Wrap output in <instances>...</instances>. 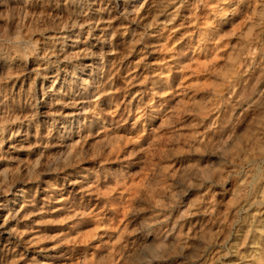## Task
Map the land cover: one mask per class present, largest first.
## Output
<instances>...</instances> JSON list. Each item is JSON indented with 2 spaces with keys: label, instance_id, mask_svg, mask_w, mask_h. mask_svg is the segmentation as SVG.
<instances>
[{
  "label": "rangeland",
  "instance_id": "rangeland-1",
  "mask_svg": "<svg viewBox=\"0 0 264 264\" xmlns=\"http://www.w3.org/2000/svg\"><path fill=\"white\" fill-rule=\"evenodd\" d=\"M0 9V264H264V0Z\"/></svg>",
  "mask_w": 264,
  "mask_h": 264
},
{
  "label": "bare ground",
  "instance_id": "bare-ground-1",
  "mask_svg": "<svg viewBox=\"0 0 264 264\" xmlns=\"http://www.w3.org/2000/svg\"><path fill=\"white\" fill-rule=\"evenodd\" d=\"M37 1V0H36ZM44 1V0H43ZM2 2V1H1ZM4 3V2H3ZM107 3V2H106ZM21 5V4H20ZM10 6V5H9ZM18 6V5H17ZM29 6V5H28ZM97 6V5H96ZM11 7V6H10ZM17 8H15V10H16ZM29 9V8H28ZM36 9V8H35ZM35 9H34V11H35ZM1 10V9H0ZM33 10V9H32ZM9 11V10H8ZM11 11H12V9H11ZM40 11V10H39ZM13 12V11H12ZM9 13V12H8ZM33 15V14H32ZM32 15H30V16H32ZM112 15V14H111ZM29 16V17H30ZM36 16V15H35ZM53 16V15H52ZM23 17V16H22ZM243 17V16H242ZM58 18V17H57ZM65 18V17H64ZM113 18V17H112ZM29 19H31V18H29ZM27 20V19H26ZM58 20V19H57ZM82 20V19H81ZM84 20V19H83ZM56 21V20H55ZM76 21H78V20H76ZM85 21H87V20H85ZM232 21V20H231ZM4 23V22H3ZM30 22H28V24H29ZM81 23H79V25H80ZM26 25V24H25ZM83 24H81V26H82ZM104 25V24H103ZM85 26V25H84ZM83 26V27H84ZM79 28V27H78ZM96 28V27H95ZM233 28V27H232ZM75 29V28H74ZM52 30V29H51ZM81 30V29H80ZM223 31V30H222ZM222 31H220V32H222ZM96 32V31H95ZM26 33V32H25ZM41 33V32H40ZM74 33V32H73ZM89 33V32H88ZM71 34V33H70ZM95 34V33H94ZM215 34H216V32H215ZM74 36V35H73ZM72 36V37H73ZM76 37H73V38H78L79 37V34L78 33H76V35H75ZM81 36V35H80ZM83 36V35H82ZM70 37V36H69ZM156 38V37H155ZM72 39V38H71ZM153 39V38H152ZM151 39V40H152ZM157 39V38H156ZM18 40V39H17ZM14 41V40H13ZM73 41V40H72ZM152 42V41H151ZM75 43V42H74ZM84 43V42H83ZM91 44V43H90ZM89 44V45H90ZM14 45H16V44H14ZM33 45V44H32ZM75 45V44H74ZM83 45V44H82ZM17 46V45H16ZM19 46V45H18ZM27 46H29V45H27ZM35 46V45H34ZM37 46V45H36ZM41 46V45H40ZM84 46H85V44H84ZM84 46H83V48H84ZM86 47H88V46H86ZM91 47H93V46H91ZM89 48V47H88ZM99 48V47H98ZM109 48V47H108ZM23 49H25V50H23V51H26V48H23ZM30 49V48H29ZM68 49V48H67ZM72 49V48H71ZM28 50V49H27ZM31 50V49H30ZM36 50H37V48H36ZM69 50V49H68ZM80 51H79V53L81 52V50H82V48L81 49H79ZM83 51H85L84 49H83ZM93 51V50H92ZM22 52V51H21ZM69 51H67V53H68ZM99 52H101V51H99ZM22 53H24V52H22ZM29 53H31L30 51H29ZM78 53V54H79ZM86 53V52H85ZM84 53V54H85ZM89 53V52H88ZM91 53V52H90ZM185 53H187V52H185ZM20 54V53H19ZM62 54V53H61ZM81 54V53H80ZM83 54V53H82ZM26 55H27V53H26ZM86 56V55H85ZM91 56H93V55H91ZM186 56H187V54H186ZM23 57V56H22ZM86 57H88L89 58V56L87 55ZM94 57V56H93ZM85 58V57H84ZM83 58V59H84ZM97 58V56L95 57V59ZM176 57H174L173 59H175ZM172 59V60H173ZM12 60V59H11ZM64 60V59H63ZM62 60V61H63ZM87 61V60H86ZM94 62V61H93ZM96 62V61H95ZM5 63V62H4ZM10 63V62H9ZM6 64H8V62L6 63ZM84 64H87V63H84ZM92 64V63H91ZM90 64V61H89V64L88 65H85V66H83V69L81 70L82 71V74H80V76L78 77V75H77V77H78V80H80V81H82V83L84 82V84L85 83H89V84H92L91 83V81H92V77H90V73H85V72H83V71H85L86 70V66H89V67H91L92 68V65L93 64H96V63H93L92 65ZM176 64V63H175ZM187 65V64H186ZM5 66V65H4ZM7 66V65H6ZM9 66V65H8ZM11 66V65H10ZM21 66V65H20ZM94 66V65H93ZM14 67V66H13ZM22 67V66H21ZM12 68V67H11ZM185 68V67H184ZM44 69V68H43ZM65 69V68H64ZM63 69V70H64ZM85 69V70H84ZM93 69V68H92ZM6 71H8V67H7V70ZM20 71V70H19ZM45 71V70H44ZM66 71V70H65ZM89 72H91V69H89ZM93 72V71H92ZM57 73V72H56ZM45 74V73H44ZM110 74V73H109ZM55 75V74H54ZM70 75V74H69ZM75 74H73V76H74ZM83 75H85V76H87L86 78H82L81 76H83ZM75 77V76H74ZM91 78V81H89V79ZM52 79V78H51ZM40 82V81H39ZM56 82H57V76H55V79L53 78L50 82H49V91H51V89L53 90V88H54V86H55V84H56ZM72 82V81H71ZM93 82V81H92ZM251 82V81H250ZM22 83V82H21ZM69 83V82H68ZM72 83H76V82H72ZM79 83V82H78ZM175 85H177V80H176V78H174L173 77V79H172V81H171V83L170 82H161V81H159L158 80V82H157V84H158V87H159V93H158V95H157V97H159L160 99L162 98V100H163V102L160 100V107H162V105H163V107H165V105L167 104L166 102H171V103H173V104H175V105H177L178 103V94H179V92H178V90L175 88V89H173V85L174 84ZM71 84V83H70ZM81 84V83H80ZM249 84V83H248ZM60 85V84H59ZM68 85V84H67ZM67 85H65V86H67ZM57 86V85H56ZM80 86V85H79ZM88 86V85H87ZM72 87H73V85H72ZM256 87V86H255ZM58 89L55 91L56 93H60V91L59 90H61V85L59 86V87H57ZM69 88H70V86H69ZM68 88V90H70ZM77 88V87H76ZM87 88V87H86ZM88 88H89V86H88ZM87 88V89H88ZM155 88V87H154ZM10 89V88H9ZM80 89V88H79ZM257 89V88H256ZM255 89V90H256ZM63 90V89H62ZM73 90H74V88H73ZM72 90V91H73ZM76 90V89H75ZM53 91V92H54ZM84 91V90H83ZM91 91V90H90ZM64 92V91H63ZM69 92V91H68ZM76 92V91H75ZM88 92V91H87ZM66 93H67V91H66ZM65 93V94H66ZM44 94V93H43ZM54 94V93H53ZM78 94V93H77ZM87 94V93H86ZM58 95V94H57ZM57 95H54V96H57ZM59 95H61V94H59ZM67 95H71V94H67ZM163 95H165L164 97H162ZM23 96V95H22ZM52 96V95H51ZM50 96V97H51ZM73 96V95H72ZM49 97V98H50ZM60 97H62V96H60ZM65 97V96H64ZM251 97V96H250ZM56 98V97H55ZM71 98H74V97H71ZM23 100V99H22ZM28 100V99H27ZM52 100V99H51ZM57 100H59V99H57ZM66 100V99H65ZM76 100V99H75ZM74 99H73V101H75ZM93 100V99H92ZM248 101H250L249 99H248ZM50 102V101H49ZM66 102V101H65ZM164 102H165V104H164ZM256 102V101H255ZM11 103V102H10ZM52 103V102H51ZM55 103V102H54ZM61 103V102H60ZM70 103H71V101H70ZM247 103V102H246ZM46 104V103H45ZM44 104V105H45ZM56 104V103H55ZM67 104V103H66ZM49 105V104H48ZM47 105V106H48ZM72 105H74V104H72ZM105 105V109H101V112H104V113H106V112H108L109 110H110V108H111V106H110V103L108 102V103H105L104 104ZM175 105H172V106H169L168 108H170V109H168V110H173V107L175 106ZM102 106V105H101ZM45 107V106H44ZM42 110V112H44V114L45 115H47V114H49V109H47V108H43V109H41ZM161 110L162 109H154L153 110V113L154 114H157V112H161ZM3 112V111H2ZM8 113V112H7ZM3 114V113H2ZM61 114H63V113H61ZM59 115H60V113H59ZM68 115H70V113H64L63 114V116L61 117V118H63V117H67ZM168 115H170L169 113H168ZM172 115V114H171ZM204 115V114H203ZM166 116V115H165ZM160 119V118H159ZM238 120V119H237ZM56 122V121H55ZM61 123H63V121H61ZM21 124V123H20ZM28 124V123H27ZM64 125V124H63ZM96 125V124H95ZM152 125V124H151ZM15 126V125H14ZM62 126V125H61ZM156 126V125H155ZM16 127V126H15ZM20 127V126H19ZM22 127V126H21ZM35 127V126H34ZM35 129H37V128H35ZM8 131H10V130H8ZM19 131V130H18ZM13 132H14V130H13ZM16 133V132H15ZM21 133V132H20ZM113 139H117L118 140V138H117V136H115V133H113V134H110V135H103V136H100L99 138H97V139H94V144L95 145H97L98 143H101V142H105V141H110V140H113ZM31 140V139H30ZM46 142V141H45ZM59 142V141H58ZM80 143V142H79ZM31 144V143H30ZM78 145V144H77ZM95 145H93L94 147H95ZM67 146V145H66ZM108 146V145H107ZM67 151V150H66ZM74 151V150H73ZM52 159V158H51ZM31 161V160H30ZM33 161V160H32ZM196 162V161H195ZM98 163V162H97ZM12 177V176H11ZM118 177V176H117ZM206 177V176H205ZM11 179V178H10ZM83 179V178H82ZM85 180H87L86 178H85ZM7 183H9V181L8 182H6L5 184L7 185ZM92 184V183H91ZM5 185V186H6ZM2 187V186H1ZM10 187V186H9ZM14 187V186H13ZM14 189V188H13ZM11 191H13V190H11ZM15 192V191H14ZM105 193V192H104ZM173 193V192H172ZM16 195V194H15ZM17 197V196H16ZM15 197V198H16ZM43 198V197H42ZM15 202V201H14ZM6 203V202H5ZM167 203V202H166ZM4 204V203H3ZM14 205V204H13ZM0 206H1V204H0ZM7 206V205H6ZM27 206V205H26ZM166 207V206H165ZM4 208V207H3ZM6 208V207H5ZM86 208V207H85ZM0 209H2V206L0 207ZM11 209V208H10ZM14 211V210H13ZM12 211V212H13ZM70 211V210H69ZM1 213V212H0ZM2 215V214H1ZM0 215V216H1ZM8 215H9V213H8ZM64 215V214H63ZM100 215V214H99ZM6 219V218H5ZM1 226V225H0ZM2 228V227H1ZM91 228V227H90ZM22 232V231H21ZM84 233V232H83ZM7 234H8V232H7ZM19 234V233H18ZM9 235V234H8ZM118 236V235H117ZM154 236V234L152 233V231H147V232H144L140 237H139V239H141V241H139L140 242V244H143V243H145L147 240H148V238H150V237H153ZM58 238V237H57ZM109 238V237H108ZM6 239H8V238H6ZM22 239V238H21ZM20 239V240H21ZM72 239V238H71ZM78 239V238H77ZM151 240H153V239H151ZM191 240V239H190ZM193 241H194V239H192ZM116 247V246H115ZM186 248H189L188 246L186 247V245H185V247H184V249H186ZM103 250V249H102ZM188 250V249H187ZM130 251V250H129ZM125 254V253H124ZM46 256V255H45ZM44 256V257H45ZM48 256V255H47ZM51 256V255H50ZM42 258V257H41ZM52 258V257H51ZM35 259V258H34ZM37 259V258H36ZM35 259V260H36ZM38 259H39V257H38ZM44 259V258H43ZM75 259V258H74ZM16 260V259H15ZM30 260H32V258H30ZM47 260V259H46ZM57 260V259H56ZM50 261H51V259H50ZM55 261V260H54ZM31 262V261H30ZM53 262V261H52ZM36 263V262H35ZM34 263V264H35ZM51 263V262H50ZM52 264V263H51Z\"/></svg>",
  "mask_w": 264,
  "mask_h": 264
}]
</instances>
